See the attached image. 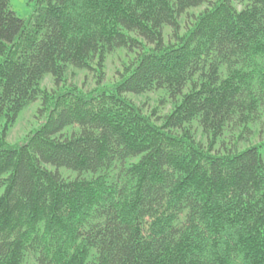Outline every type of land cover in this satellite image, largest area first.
I'll list each match as a JSON object with an SVG mask.
<instances>
[{
	"label": "trees",
	"instance_id": "obj_1",
	"mask_svg": "<svg viewBox=\"0 0 264 264\" xmlns=\"http://www.w3.org/2000/svg\"><path fill=\"white\" fill-rule=\"evenodd\" d=\"M29 2L24 20L0 0V264H264V144L240 148L264 115V0ZM121 49L132 63L100 86ZM69 67L98 86H66ZM157 91L161 125L124 97Z\"/></svg>",
	"mask_w": 264,
	"mask_h": 264
},
{
	"label": "rangeland",
	"instance_id": "obj_2",
	"mask_svg": "<svg viewBox=\"0 0 264 264\" xmlns=\"http://www.w3.org/2000/svg\"><path fill=\"white\" fill-rule=\"evenodd\" d=\"M10 7L15 14L21 19H27L31 13V2L29 0H9ZM239 8V7H238ZM206 6H201L188 11L187 16L180 19L181 25L186 20H192V17L201 13ZM171 31L168 28L163 30V39L165 43L170 41ZM135 55L129 54L126 50H117L107 56L104 67L102 69V79L100 86H111L116 83L125 68L132 63ZM66 86H75L82 92L89 93L93 91L97 85V72L94 70H84L74 67H69L64 75ZM60 87V86H59ZM40 88L48 93L57 90L51 76H46L40 83ZM124 97L137 107L144 115L149 116L157 125H161L163 119L171 112L172 104L167 97V94L162 91L149 92L141 95L125 94ZM40 101H35L25 106L17 115L15 122L8 130L6 143L10 145L18 144L31 133L42 122L43 117L38 113ZM70 129L64 131L65 136H69L72 131ZM190 130L194 132V137L202 144L205 143V138L201 134L200 126L197 123L191 124ZM258 143L264 144V115H262L252 126V134L249 136L246 144L240 145L244 148L247 145H255ZM60 174L64 178H74V173L61 170Z\"/></svg>",
	"mask_w": 264,
	"mask_h": 264
}]
</instances>
